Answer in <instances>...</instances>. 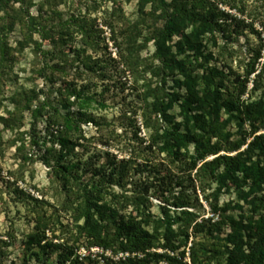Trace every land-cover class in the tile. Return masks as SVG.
Wrapping results in <instances>:
<instances>
[{"label":"trees","instance_id":"16d2710c","mask_svg":"<svg viewBox=\"0 0 264 264\" xmlns=\"http://www.w3.org/2000/svg\"><path fill=\"white\" fill-rule=\"evenodd\" d=\"M57 1L63 0L43 3L52 8ZM136 2L138 18L127 22L120 13L115 14L122 18L116 22L124 21L125 27L117 32L109 24L110 38L119 58L131 68L138 67L142 48L148 43L154 46L151 60L158 64H152L149 73L150 82L155 81L143 85L141 98L158 125L150 143L164 155L162 166L166 165L168 178L157 181L163 184L169 180V195L160 213L153 217L147 190L138 188L137 181L131 179L138 170L133 167L135 159L99 167L74 160L79 155L75 150L81 146L77 142L83 138L82 126L96 125L92 106L106 108L96 94L89 92V86L77 89L69 84L56 90L49 88L47 94L43 89H32L22 93L16 104L21 119L23 112L30 113L33 131L43 123V136L32 138L31 146L43 147L40 161L64 191L76 196L78 204L72 209L73 228L66 227L63 241L53 243L44 229L54 224L37 210L39 201L15 191L18 197L30 200L33 209L34 232L27 238V250L36 247L59 252V264H264V55L261 49L255 51L241 66V74L226 65H211L214 56L208 45L214 46L218 40L228 45L233 41L230 29L236 30L242 23L220 10L214 0ZM15 4H19L17 9ZM32 4L33 0H0V79L14 62L13 52H22L29 44L35 57L41 55L45 60L49 55L33 40V33L49 40L66 32L61 23L47 29L42 16L30 14ZM17 25L25 37L12 48L6 37ZM253 32L262 41L260 33ZM176 35L179 39L172 44ZM55 56L67 58L63 52ZM108 61L86 57L85 71L106 74L102 63ZM169 79L172 85L167 87ZM174 107L179 119L171 113ZM21 150H25L23 143ZM144 164L149 168L147 158ZM154 170L149 169L147 176ZM88 174L91 177L82 180ZM174 179L180 187L178 195L171 191ZM195 182H199L207 202L204 186L212 188L213 201L208 203L212 217H199L202 205ZM222 192L233 195L234 200L220 205ZM129 207L132 214L127 213ZM230 209L239 211V215L229 214ZM79 243L85 246L87 255L76 254ZM92 248L101 252L94 255L90 253ZM107 252L113 257L128 253L129 257L113 260L105 256Z\"/></svg>","mask_w":264,"mask_h":264},{"label":"rangeland","instance_id":"374dc122","mask_svg":"<svg viewBox=\"0 0 264 264\" xmlns=\"http://www.w3.org/2000/svg\"><path fill=\"white\" fill-rule=\"evenodd\" d=\"M214 1L220 10L242 23L236 30L230 29L233 31V41L228 45L225 46L222 40H218L214 46L208 45L214 56L210 63L217 68L226 65L241 74V66L248 62L255 51L261 49L264 55V0ZM56 3V7L48 8L43 0H33L30 14L35 17L42 16L45 21L42 23L47 29L61 23L64 30L66 29L65 34L61 36L59 33L52 39L43 40L39 33H33V40L41 45L43 51H48L49 55L45 60L41 55L35 57L33 45L29 44L22 52H13L14 62L0 79V264H59V252L39 251L36 247L32 251L27 250V238L34 232L35 222L31 220L33 209L30 200H26L23 195L18 197L15 191H21L26 197L39 201L37 210L45 213L46 219L54 224L44 229L47 239L53 243L63 241L66 227L73 228L72 209L78 204L76 196L64 191L40 161L43 147L38 149L31 146L32 138L43 136V123L39 122L33 131L30 113L23 112L21 119V110L17 109L16 104L21 100L22 93L43 89L47 94L49 88L56 90L69 84H73L77 89L89 86V92L96 94V99L103 102L106 108L92 106L90 112L95 116L97 126H82L83 138L78 139L77 143L81 146L76 148L75 153L79 155L74 160L82 165L99 167L107 162L117 164L129 158L135 159L133 167L138 170L131 179L137 181L138 188L145 187L147 190L151 202L149 213L153 217L160 213L165 204L164 198L169 195V180L163 184L157 181L168 178L166 165L162 166L166 162L164 155L155 147H151L150 143L151 135L158 125L154 122L155 117L147 113L141 98L143 85L151 82L153 84L155 81L150 82L149 73V67L158 64L156 60H151L154 46L148 43L142 48L139 51L138 67L131 68L119 58V50L110 38L109 24L112 23L117 32L125 27L124 21L116 22V19L122 18H117L115 14L120 13L127 22L138 18L136 0H63ZM14 7L17 9L19 4ZM80 26L88 36L83 34ZM234 31H237L238 35ZM253 31L260 33L262 41ZM24 37L25 32L17 25L6 40L13 48L17 42L23 41ZM178 39V35L174 36L172 44ZM118 41L120 43L121 39ZM59 52L65 53L67 58L56 57ZM86 57L92 60H109L102 63L107 68L106 74H103L104 71L101 75L86 72ZM260 62L263 60L260 59ZM171 85L169 79L167 87ZM250 87L251 84L248 83V91ZM54 96L55 94L52 95ZM248 96L249 93L245 94L244 98ZM34 104L36 105V102ZM171 113L179 119L176 107ZM147 119L152 122L147 123ZM22 143L25 150H21ZM190 152L192 153V149ZM26 156L29 160H24ZM146 158L150 163L149 168H145ZM150 167L155 170L147 176ZM89 177L91 174L82 180ZM171 183L172 194L178 195L180 187L176 184V179ZM199 185V182L194 184L198 201L202 205V208L198 209L199 217H212L208 204L213 201L210 198L212 188H208L207 184L204 186L205 194L209 197L207 202ZM113 190L118 192L116 187H113ZM192 193L193 189L190 187L188 194ZM108 199L107 197L106 200ZM231 200H234L233 195L222 192L218 203L222 205ZM127 213L132 214L130 207ZM239 213L231 209L229 212L235 217ZM227 232L228 230L225 233ZM77 249L76 254L81 257L88 254L81 243L77 245ZM90 252L94 255L97 253L94 249ZM83 264L93 263L84 261Z\"/></svg>","mask_w":264,"mask_h":264},{"label":"built area","instance_id":"2783aa9c","mask_svg":"<svg viewBox=\"0 0 264 264\" xmlns=\"http://www.w3.org/2000/svg\"><path fill=\"white\" fill-rule=\"evenodd\" d=\"M93 249L96 250L97 253H100V252H101L98 248H92V249H90V250H93ZM90 253H91V252H90ZM92 254H93V253H92ZM105 254H106L107 257H110V258H113V259H114V257L111 256L109 252H107V253H105ZM134 255H135V254H134ZM134 255H132V256H134ZM138 256L141 257V255H138ZM127 257H129V254H128V253H118V254L115 256L116 260H119V259L124 260V259L127 258Z\"/></svg>","mask_w":264,"mask_h":264}]
</instances>
